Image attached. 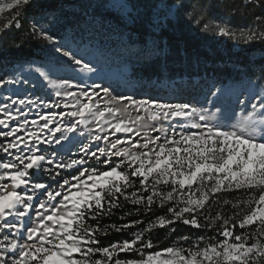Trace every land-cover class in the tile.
<instances>
[{
    "label": "snow or ice",
    "instance_id": "1",
    "mask_svg": "<svg viewBox=\"0 0 264 264\" xmlns=\"http://www.w3.org/2000/svg\"><path fill=\"white\" fill-rule=\"evenodd\" d=\"M31 3L32 0H0V39L13 27L23 28L20 20ZM249 13V24L235 28L231 25L232 15ZM192 15L191 10L186 13L189 20ZM203 17L201 10L194 22L199 24ZM203 28H213L230 40L264 43V0H247L246 4L241 0V6L232 9L227 19L214 25L204 22ZM24 35L56 43L39 21L31 22ZM12 46L20 44L13 40ZM62 55L72 71L77 66L81 72L94 71L91 63L78 59L73 51ZM35 71L61 100L57 103L17 95L5 97L9 103H0V126L8 129L0 130V137L5 138L0 152L9 157L0 158V264H264V95L253 97L259 103H250L252 111L241 126L225 127L213 123L205 109L191 103L114 96L100 107V93L108 97V88L83 82L77 85L74 78L53 79L41 68ZM20 82L0 78V87ZM76 87H80L79 92L72 90ZM218 92L220 89L213 95ZM125 101L123 108L116 106ZM62 104L74 110H51ZM40 105L49 111L39 115V120L29 121L24 106L31 111ZM130 109L137 112L135 118H122ZM178 118L196 131L178 132L176 127L165 124ZM93 122L99 132L88 129L90 142L83 143L81 138L74 145L83 156L74 158L70 150L61 153L44 148L61 145L62 141L73 143L72 134L78 127L87 128ZM29 124L36 126L35 130ZM109 129L113 134L135 133L141 139L125 136L109 141L107 134L101 135ZM22 131L24 135H18ZM152 132L159 134L153 136ZM100 141L108 143L99 147ZM90 160L106 165L107 170L89 164ZM234 190H242L245 198L238 197L235 202L221 199L224 192ZM120 197L148 212L154 205L166 208L167 214L149 221L131 239L101 245L100 237H106L109 230L121 232L143 223L134 220L100 225L102 218L121 207ZM225 205L236 211L225 214L221 210ZM214 206L218 210L213 215ZM177 222L213 230L221 239L198 236L195 245L188 248L173 245L145 255V249L153 247L151 239H145L146 234ZM253 225L255 230L248 231ZM237 228L242 230L239 234ZM180 240L187 243L189 237L182 236ZM122 253H135L140 259L122 260Z\"/></svg>",
    "mask_w": 264,
    "mask_h": 264
},
{
    "label": "trees",
    "instance_id": "2",
    "mask_svg": "<svg viewBox=\"0 0 264 264\" xmlns=\"http://www.w3.org/2000/svg\"><path fill=\"white\" fill-rule=\"evenodd\" d=\"M62 2L63 0H32L20 20L23 28L13 27L0 39V78L6 80L8 68L15 63L34 59L49 62L56 57L52 43L33 38L31 35H24V32L27 31L31 22L39 21L51 35L59 36L66 26V21L58 19L53 23L49 13L55 12ZM127 2L131 7L127 16L109 10L100 11V4L97 3H94L92 11L128 31L131 43L146 44L149 39L153 40L159 54L137 60L131 66L137 76L156 80L163 78L174 80L180 77H188L191 80L194 77L209 76L229 83L248 77L256 85L264 88V70H262L264 43L230 40L227 36H221L215 32L213 28L208 30L203 28L204 22L214 25L227 19L232 9L241 6V0H127ZM246 2L247 0H244L245 4ZM82 7V11H86L90 5L83 4ZM190 10L193 13L191 20L186 17V13ZM201 10L204 12V17L197 24L194 21ZM243 11L244 8L241 7V12ZM256 14H259V10H256ZM251 20L252 14L249 13L247 16L232 15L230 22L235 28L243 27ZM13 40L19 43L20 47H13ZM0 143H5V138L0 137ZM0 158L6 159V154L0 152ZM132 190L134 189L129 191ZM245 196L242 190H234L224 192L221 199L235 202L238 197L243 199ZM120 204L121 207L114 209L111 216H106L99 221L101 226L121 225L134 220L143 223L121 232L109 230L106 237H100L101 245L131 239L133 234L144 228L149 221L167 214L166 208L154 205L151 212H148L143 206H134L131 202L124 201L123 197H120ZM217 210L214 206L212 214L214 215ZM221 210L225 214L236 211L231 205H225ZM247 210L244 208L245 212ZM88 222L95 223L92 220ZM255 227L253 225L247 230L254 231ZM172 228L175 231H172ZM241 231L239 228L236 229L237 234ZM182 236L189 237L187 243L180 240ZM198 236L211 237L212 241L221 239L213 230L195 229L177 222L166 228H155L146 234L145 239H151L153 247L145 249V255L173 245L188 248L195 245ZM203 246L201 243L200 247ZM120 259L138 260L140 256L135 253H122Z\"/></svg>",
    "mask_w": 264,
    "mask_h": 264
},
{
    "label": "rangeland",
    "instance_id": "3",
    "mask_svg": "<svg viewBox=\"0 0 264 264\" xmlns=\"http://www.w3.org/2000/svg\"><path fill=\"white\" fill-rule=\"evenodd\" d=\"M94 3L100 4V11L109 10L122 16H127L131 10L127 0H63L55 12L49 13V18L53 23L58 19L66 21L63 32L55 37L56 43L53 45V51L56 57L49 62L34 59L10 66L7 79H19L21 82L18 84H5L0 87V103H9L5 97L12 96L15 98L17 95L20 97L28 95L30 98L40 97L45 100L51 99L59 103L61 98L54 96V90L35 71L36 68L48 71L53 79L74 78L73 83L77 85L83 82V84L89 86L98 84L103 88H108V97H105L103 92L100 93L102 98L100 107L104 106V100L114 96H125L136 100L155 98L164 103H191L205 109L213 123L218 122L225 127L241 126L247 113L252 111L250 103H259L253 97L264 95V88L256 85L248 77H242L233 83H229L218 81L209 76L194 77L191 80L188 77H180L174 80L166 78L156 80L137 76L136 72L132 71L131 66L139 59L159 54V51L155 49L153 40L149 39L146 44L131 43L128 31L92 11ZM83 4L90 5L89 9L82 11ZM57 49H60V51H57ZM69 50L73 51L78 59L82 58L86 63H91L94 71L81 72L78 66L76 71L69 69L66 63L67 58L62 55L64 51ZM24 81H27V83H24ZM216 89H220V92L213 95ZM72 90L79 92L80 87ZM82 99L86 100L87 98ZM93 99L95 101L97 98L94 97ZM240 101L245 102L240 103ZM68 102L71 104V99ZM125 103L127 101L116 106L123 108ZM16 107L20 106L17 105ZM217 109H220V111L217 112ZM23 110L27 113L29 121L39 120V115L49 111L44 105L33 107L31 111L28 110L27 106H24ZM51 110L69 112L74 109L71 107L64 108L62 104L61 108H52ZM257 112H259V109H257ZM136 115L137 112L130 109L129 113L122 118H135ZM0 118H3L2 114H0ZM87 118L91 119V117ZM20 119H24V117H20ZM64 119L69 118L64 117ZM57 122H59V118ZM40 123H43V121H40ZM165 124L176 127L178 132L196 131V129L189 127L187 121L179 120V118L171 122L166 121ZM181 125H184V127L181 128ZM28 127L32 130L36 128L31 124ZM88 129L99 132L94 122L90 123L87 128L80 125L77 133L72 134L73 143L62 141L61 145H44V148H55L61 153H69L70 150V154L74 158H79L84 154L77 153V148L74 145L81 141V138L83 143L90 142ZM0 130L7 131L8 129L0 126ZM103 134L108 135L109 141L125 136L141 139V137H136L135 133L113 134L111 129L107 133H101V135ZM158 134L157 132L151 133L153 136ZM18 135H24V132L22 131ZM141 136H143V133H141ZM91 143L95 145V142ZM107 143L106 141H100L98 146L105 147ZM7 158L9 157L6 154ZM89 164L98 169L107 170L106 165H96L91 160Z\"/></svg>",
    "mask_w": 264,
    "mask_h": 264
}]
</instances>
